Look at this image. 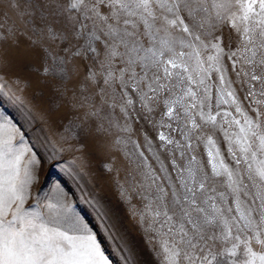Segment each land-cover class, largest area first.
Here are the masks:
<instances>
[{
    "label": "snow or ice",
    "instance_id": "6c2138e0",
    "mask_svg": "<svg viewBox=\"0 0 264 264\" xmlns=\"http://www.w3.org/2000/svg\"><path fill=\"white\" fill-rule=\"evenodd\" d=\"M28 2L72 22L105 103L157 129L161 167L139 155L163 264H264V0ZM2 95L19 103L0 94V264H113L67 193L28 204L40 161Z\"/></svg>",
    "mask_w": 264,
    "mask_h": 264
},
{
    "label": "rangeland",
    "instance_id": "374dc122",
    "mask_svg": "<svg viewBox=\"0 0 264 264\" xmlns=\"http://www.w3.org/2000/svg\"><path fill=\"white\" fill-rule=\"evenodd\" d=\"M31 11L28 0H0V94L19 97L13 103L2 95V106L35 145L40 161L28 204L41 189L53 200L67 193L87 213L113 264H163V237L146 222L149 181L139 155L143 151L148 163L161 167L156 157L163 160L165 150L158 149L157 129L128 121L111 101L104 102L88 77L90 61L72 55L78 41L71 21L48 16L61 19L50 30ZM196 154L206 161L203 146Z\"/></svg>",
    "mask_w": 264,
    "mask_h": 264
}]
</instances>
